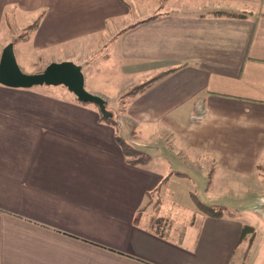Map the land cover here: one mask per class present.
I'll use <instances>...</instances> for the list:
<instances>
[{"label":"crops","instance_id":"1","mask_svg":"<svg viewBox=\"0 0 264 264\" xmlns=\"http://www.w3.org/2000/svg\"><path fill=\"white\" fill-rule=\"evenodd\" d=\"M8 6L43 14L30 42L58 53L49 64L88 65L108 41L101 59L121 64L108 78H132L122 95L174 71L123 105L125 140L156 152L145 165L64 87L0 86V264H247L255 231L241 239L238 217L199 214L181 230L145 208L190 171L209 205L223 207L213 191L264 190V0H0V19Z\"/></svg>","mask_w":264,"mask_h":264},{"label":"rangeland","instance_id":"2","mask_svg":"<svg viewBox=\"0 0 264 264\" xmlns=\"http://www.w3.org/2000/svg\"><path fill=\"white\" fill-rule=\"evenodd\" d=\"M16 14L12 11L11 7L8 6L4 9V15L0 19V55L3 48L7 44L14 43V53L21 71L25 74L40 73L48 66V57L58 54L55 53L44 55L39 50H37L38 46H36L34 43L31 44L32 41L30 42V35L32 32L27 30V26L31 25L36 20H38L37 26H39L43 14L39 15L36 19L34 18L35 20L33 19V22L25 20L20 17L19 14H17L18 16ZM108 45L109 43L107 41L103 46H100L101 51L96 54L98 56L90 60L88 65H85L83 62L73 63L79 66L82 64L84 66V69H82L84 80L85 77L87 78L85 89L86 86L97 91L98 88H100L102 93L106 94L103 99L107 102V110L113 114L112 119H115L117 122V134L127 140L130 137V134L128 133V129H126L125 125L123 124V120H121V116L124 111L123 105L127 96L122 94L128 90L132 78L122 79L120 76L114 78V80L113 78H108L114 72L117 73L121 66V64H118L111 59L107 61L104 58L101 59V56L106 53ZM102 47H104V49H102ZM54 51H59V47L55 48ZM87 66H89L88 69H86ZM90 74L91 76H89ZM100 77H106L107 84L106 82L101 84L100 80L98 79ZM90 80L93 81L91 86L89 84ZM57 93H60L61 96H65L64 94H66L64 93V90L58 91ZM119 96L121 97L118 99ZM117 99L118 101H112ZM90 105L94 106L92 104ZM151 151L152 153L149 154L156 157V152L154 150ZM157 162L158 159L153 160V163L150 166L152 170H154L153 168H157ZM189 175L190 176L188 179H172L168 185L170 187L169 191H165L164 189L162 190L161 194L159 192L158 196L153 195L148 208L146 207L147 209L145 208V210L148 211L147 213L152 217L154 222L156 221V224L158 223L159 225L165 227L173 226L174 228L178 227L176 225H179L177 229L182 230L184 227H186L185 225H190V223L195 222L197 216L198 219L194 226L200 223V215L195 205L192 204L193 200L191 195H195L200 201L208 203L205 200V186L197 183L199 174L194 171H190ZM187 181H189V183ZM213 192L215 194H221L222 196H225L223 200L216 202V204L223 206L222 208L224 209V215L231 214L232 216L238 217L240 223H242L244 226L252 227L255 231V245L257 243V250L253 255L247 257V264H264V190L238 191L228 189ZM222 196H219V199ZM148 200L149 198L147 199V202ZM161 203L163 210L162 215H160ZM190 205L194 206V209L189 210L191 207ZM193 216L196 218H193L191 222V218ZM154 222L153 224L155 225ZM246 237L247 239L245 238L244 240H248L249 234H247Z\"/></svg>","mask_w":264,"mask_h":264},{"label":"water","instance_id":"3","mask_svg":"<svg viewBox=\"0 0 264 264\" xmlns=\"http://www.w3.org/2000/svg\"><path fill=\"white\" fill-rule=\"evenodd\" d=\"M0 86L10 89L62 86L73 94L78 102L96 106L104 119L113 118V114L107 110L106 101L86 91L81 66L70 61L54 62L40 73L25 74L18 66L13 43L7 44L0 55Z\"/></svg>","mask_w":264,"mask_h":264},{"label":"trees","instance_id":"4","mask_svg":"<svg viewBox=\"0 0 264 264\" xmlns=\"http://www.w3.org/2000/svg\"><path fill=\"white\" fill-rule=\"evenodd\" d=\"M153 18L154 17H152L148 20H151ZM37 24H38V20L34 21L31 25L27 26V30L32 32L37 27ZM170 71H174V69L166 71V72H164V73H162V74H160V75H158V76H156V77H154V78H152L146 82H143L141 84L136 85L130 91H128L125 95L127 97H129V96H134V95L140 93L143 89H145L148 85H150L158 77H161L165 74H168ZM48 88H52V87H48ZM100 119L105 120L108 123H112V124L116 125L115 119H104L101 115H100ZM116 142L121 147L123 155H124L126 162L128 164H130V165H145L150 161L151 157L149 154H147L143 149L130 144L129 142H127L122 137L116 136ZM148 198H149V200L147 202V206L149 205V203L152 199L149 196H148ZM192 200H193L194 205H195V207H196V209L200 215L211 217V218H221L224 216V209L222 207L206 204V203L200 201L195 195H192ZM229 216H232V215L229 214ZM253 230L254 229L251 228L250 226H243L241 239H245L247 234H249V236H250L249 243H251L253 240V237H254V231Z\"/></svg>","mask_w":264,"mask_h":264},{"label":"built area","instance_id":"5","mask_svg":"<svg viewBox=\"0 0 264 264\" xmlns=\"http://www.w3.org/2000/svg\"><path fill=\"white\" fill-rule=\"evenodd\" d=\"M203 111L198 110L195 115L192 116L193 121H198L202 119Z\"/></svg>","mask_w":264,"mask_h":264}]
</instances>
